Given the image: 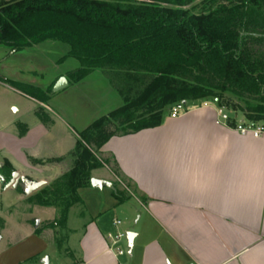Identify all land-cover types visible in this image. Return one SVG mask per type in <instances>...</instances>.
I'll use <instances>...</instances> for the list:
<instances>
[{"label": "trees", "instance_id": "16d2710c", "mask_svg": "<svg viewBox=\"0 0 264 264\" xmlns=\"http://www.w3.org/2000/svg\"><path fill=\"white\" fill-rule=\"evenodd\" d=\"M46 45L64 48L62 64L75 62L66 74L73 83L100 73L122 105L80 133L67 157L32 160H71L57 184L35 194L44 205L60 202L67 212L72 197L82 203L77 192L91 186L94 170L122 179L100 150L113 137L161 126L176 105L213 101L264 122V0H0V48ZM111 189L119 204L127 200Z\"/></svg>", "mask_w": 264, "mask_h": 264}, {"label": "crops", "instance_id": "0c3cea01", "mask_svg": "<svg viewBox=\"0 0 264 264\" xmlns=\"http://www.w3.org/2000/svg\"><path fill=\"white\" fill-rule=\"evenodd\" d=\"M85 79L67 83L53 99ZM202 104L187 102L176 118L164 113L161 126L113 137L100 150L137 196L119 204L109 187L81 189L88 222L78 234L76 264H264V135L243 136L218 122L214 105ZM102 116L77 131L52 112L49 125L35 118L34 127L25 122L23 138L14 137L27 158L67 157L79 132ZM232 116L245 121L240 112ZM107 169L111 175L94 179L113 184ZM120 232L134 233L127 256L110 250L108 235Z\"/></svg>", "mask_w": 264, "mask_h": 264}, {"label": "rangeland", "instance_id": "374dc122", "mask_svg": "<svg viewBox=\"0 0 264 264\" xmlns=\"http://www.w3.org/2000/svg\"><path fill=\"white\" fill-rule=\"evenodd\" d=\"M56 46L52 50H47L49 45H46L20 53L0 48V164L30 181H45L47 185L58 183L70 170L71 160L68 167L62 162L44 166L34 164L32 158L23 155V144L16 140L14 131L23 138L28 127L25 122L34 127L32 121L35 118L40 120L38 115L48 119L52 112L60 114L78 131L121 102L119 96L110 95V86L100 73L53 99L60 90L57 85L62 79L70 85L73 83L64 72L75 67L74 61L62 65L60 58L64 48ZM230 99L232 104L244 106L237 98ZM49 122L45 124L49 125ZM94 175L108 177L111 174L103 167L92 171L91 178ZM113 184L118 195L125 199L137 195L136 191L126 188L122 179L116 177ZM80 191L77 192L79 198ZM35 194L37 192L25 197L20 188L4 189L0 185V264H45V259L48 264H76L74 250L78 234L88 222L87 205L82 198L80 203L72 197L69 200L72 206L66 212L62 203L44 205ZM116 217L124 219L120 213ZM119 247L127 256L130 248L125 239L121 240Z\"/></svg>", "mask_w": 264, "mask_h": 264}, {"label": "built area", "instance_id": "2783aa9c", "mask_svg": "<svg viewBox=\"0 0 264 264\" xmlns=\"http://www.w3.org/2000/svg\"><path fill=\"white\" fill-rule=\"evenodd\" d=\"M209 105H214L217 109L218 116H219V123L227 126L228 128H231L237 132H239L241 135L246 136H252L253 138H259L262 135H264V122L259 123H253L245 119V121L240 122L236 118L232 116V114H236L235 112L229 111L225 106H217L216 104L212 102H203L202 106L207 107ZM182 105H176L172 108L171 117L176 118L179 116L181 111ZM116 225H121L120 221L116 222ZM127 232H120L116 234H109L108 240L111 242L110 250L117 255L122 256L124 253L120 249L119 245L121 243L122 239H125L127 241ZM128 244V241H127Z\"/></svg>", "mask_w": 264, "mask_h": 264}, {"label": "water", "instance_id": "95a60500", "mask_svg": "<svg viewBox=\"0 0 264 264\" xmlns=\"http://www.w3.org/2000/svg\"><path fill=\"white\" fill-rule=\"evenodd\" d=\"M65 85H67L66 80L62 79L59 84L57 85V89H61L62 87H64ZM183 104H186V102H184ZM4 167L3 164H0V169H2ZM0 185L4 188H10L13 187L14 189L20 188L21 190H23L25 197L31 196L32 194L38 192L39 190H41L42 188H44L45 186H47V182L45 181H30L29 179H27L24 176H21L18 172L13 171L12 175H11V180L7 183L6 182V178L1 174L0 172ZM91 186L94 189H101L103 187H112V184L103 180H98V179H91ZM133 239H134V233H128L127 235V241H128V245L129 248L132 249L133 247ZM45 264H48L49 261L48 259L44 260Z\"/></svg>", "mask_w": 264, "mask_h": 264}, {"label": "flooded vegetation", "instance_id": "af4514ba", "mask_svg": "<svg viewBox=\"0 0 264 264\" xmlns=\"http://www.w3.org/2000/svg\"><path fill=\"white\" fill-rule=\"evenodd\" d=\"M0 172L6 178V182L8 183L11 180L13 170L8 167H3L2 169H0Z\"/></svg>", "mask_w": 264, "mask_h": 264}]
</instances>
